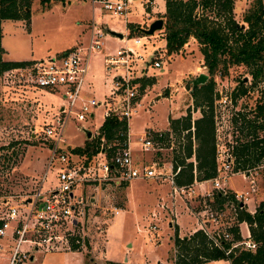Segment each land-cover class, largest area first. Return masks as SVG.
<instances>
[{
  "label": "rangeland",
  "instance_id": "1",
  "mask_svg": "<svg viewBox=\"0 0 264 264\" xmlns=\"http://www.w3.org/2000/svg\"><path fill=\"white\" fill-rule=\"evenodd\" d=\"M254 1L234 0L233 17L243 29L247 28L243 17ZM25 12L29 14L27 20L1 22V43L6 51V56L2 55L3 61L47 62L78 43L86 44L92 22L96 24V30L104 32L103 48L91 55L85 86L80 94L84 99H94L98 103L108 98L110 80L114 75L107 76L104 59L124 48L123 41L110 32L125 36V39L130 40L128 46L133 48L136 37L145 38L140 46L143 59L139 67L146 69V79H151L153 85L143 89L140 98L147 96L128 120L130 148L136 163L183 161L184 165L191 162L196 165L194 154L186 158V148L189 135L193 152L197 149L193 123L201 118V110L207 109V104L202 100L206 90L202 86L197 87V98L191 94V81L199 74L208 77L205 84H209L211 79L213 81L215 159L216 150L226 151L235 165L233 152L236 148L256 138L264 139V118L257 114V107L264 105V76L254 81L250 69L245 65H230L224 76L219 72L211 76L204 67L200 46L193 38L178 53L168 55L164 25L161 31H156L152 36L142 32L127 36L129 31L127 34L125 32L129 24L143 31L157 19L165 23V0H132L126 19L96 9L92 20L89 0H30ZM25 12L22 10L21 16ZM197 13L200 15L201 10H197ZM125 22L129 24L126 26ZM156 57L162 61L161 67L148 68V64ZM242 90L246 92L239 96ZM156 95L161 99L155 100ZM62 101L61 89H33L27 84H19L15 78H6L3 74L0 76V196L9 197L12 201L26 197L39 187L45 172L44 191L58 185L60 165L54 162L47 170L51 152L43 128L46 122L58 115ZM104 111V107L94 108L93 117L84 122L76 121L75 117L69 119L63 129L65 142L61 147L69 152L93 144L98 135L87 140L85 131L91 134L96 131L103 122ZM188 115L191 120L190 132L171 130V120ZM144 132H149L154 140V150L149 152L141 150L139 139ZM87 159V156H81L78 158L79 164L97 160L94 157L89 161ZM249 170L256 188H259L258 195H255V204L259 206L264 202V160ZM245 172H237L229 179L227 186L231 190L228 189V194L233 192L234 195L235 191L249 188V181L242 176ZM200 183L194 180L190 189L195 192L185 189L175 199L170 197L171 187L166 182L131 181L119 186L112 181L87 184L79 189L86 202L85 213L79 217V225L74 230V234L79 236V245L73 244L75 247H71L70 251L61 252L29 250L28 259L21 264H108L107 261L120 264H176L179 250L174 242L176 227L169 226L173 223L170 208L178 203L182 206L181 211L186 207L189 211L195 210L201 200L198 196ZM201 191H212L211 184H202ZM213 192L215 195L216 192ZM251 200L246 204L249 209L254 208V201ZM162 204L164 209L159 208ZM213 206L216 208V204L213 203ZM113 207L122 209L120 215L112 217L110 211ZM244 210L247 211L245 206ZM221 211L223 215L219 233L236 225L239 213L236 205L229 200ZM153 212H156L157 222L151 220ZM177 223L183 237L196 227L194 218L187 212L181 214ZM150 225H156L157 229H149ZM243 234H246L245 228ZM26 250L28 248L24 245L22 251ZM1 256L0 253V264H8V259H1ZM206 264L229 263L222 260Z\"/></svg>",
  "mask_w": 264,
  "mask_h": 264
},
{
  "label": "built area",
  "instance_id": "2",
  "mask_svg": "<svg viewBox=\"0 0 264 264\" xmlns=\"http://www.w3.org/2000/svg\"><path fill=\"white\" fill-rule=\"evenodd\" d=\"M89 1L93 10L100 9L125 18L132 2V0ZM95 26L96 24L92 22L90 37L86 44H78L47 62L33 61L3 73L6 78H15L19 84H27L33 89L49 91L61 89L63 95L58 115L46 122L43 128V134L45 140L49 142L51 152L46 164L47 170L54 162L60 165L57 174L58 185L44 191L45 172L39 187L26 197L12 201L9 197L0 196V253L1 259H8V264H21L28 259L29 250L36 252L43 250L45 253H51L70 251L71 247L79 245V236L74 234V230L79 225L78 219L84 215L86 207L85 198L79 189L87 184L112 181L119 186L121 183L131 181L153 180L157 183H168L171 187L170 197L173 199L180 197L185 189H189L191 193L195 192L190 189V185L182 187L176 185L175 177L181 168L179 166L175 168L172 162L137 164L132 157L128 132L125 143L110 158L106 157L104 148L101 146V152L94 157L97 159L94 163H91L92 160L88 164H79L78 156L61 147L65 142L63 129L67 121L75 117L76 121L84 122L89 117H93L94 108L104 107V118L114 116L128 123L142 98H140L143 91L142 80L148 78L146 69L139 67L143 59L140 46L145 38L136 37L133 40L135 46L133 48L128 46L130 40L122 36L120 39L124 43V48L104 59L107 76L114 74L110 80L108 98L103 103H98L94 99H84L80 94L90 68L89 61L93 53L103 48L105 36L104 32L101 29L96 30ZM161 63L160 58L156 57L148 64V68H160ZM139 141L142 152L154 150V140L149 132H144ZM231 158L226 151L216 150V175L213 179L199 184L209 182L212 191H201L200 188L199 206L190 211L198 225L197 230L204 232L213 240L215 247L220 249L218 230L223 214L221 210L213 206V191L222 195L228 194V181L232 176L237 175L233 171L234 163ZM242 176L249 181V188L245 192L234 193V199L239 203L245 202L250 195L257 192L250 170ZM159 208L164 209V205L162 204ZM110 213L112 217H116L120 209L113 207ZM151 218L158 221L156 212L151 214ZM149 229L155 231L157 226L150 225ZM222 236L225 240L231 239L225 231ZM24 245L28 250L23 252ZM237 247L244 250L255 249L249 235L241 242L232 245V248ZM4 254H10V256H4Z\"/></svg>",
  "mask_w": 264,
  "mask_h": 264
},
{
  "label": "trees",
  "instance_id": "3",
  "mask_svg": "<svg viewBox=\"0 0 264 264\" xmlns=\"http://www.w3.org/2000/svg\"><path fill=\"white\" fill-rule=\"evenodd\" d=\"M46 1V0H41ZM30 6V0H0V25L2 21L27 20L25 12ZM234 0H165L164 39L168 55L178 53L184 45L193 38L197 41L200 53L203 56L204 67L211 76L218 72L221 76L226 74L230 65H245L250 69L254 81L264 76V0H255L245 13L243 22L247 28L243 29L233 17ZM24 16H21V11ZM197 10H201L198 15ZM129 36L142 32L136 26L128 25ZM2 30L0 26V76L9 69L28 65L27 62H7L2 60L4 54L1 46ZM153 82L142 80V90ZM206 90L203 102L207 109H202V116L193 123L194 137L197 140V149L193 152L191 138L186 148V158L195 155L196 165L183 161L174 163L179 166L180 172L175 177L177 186L191 185L194 180L208 181L216 175V161L214 152V120H213V81L200 85ZM246 91L242 90L239 96ZM191 94L197 98L198 89ZM198 104V102L196 103ZM198 108L201 106L198 104ZM258 115L264 118V105L258 106ZM170 128L174 132H190V116L171 120ZM127 123L118 117H109L99 128L98 137L93 144L69 150L71 154L87 156V161L101 152V146L107 158L119 149L126 141ZM116 143V144H115ZM114 144V147H113ZM234 172H245L258 166L264 160V139H254L251 143L236 148ZM87 163V162H86ZM195 170V172H194ZM232 201L239 213L237 224L246 223L250 232L254 250H244L240 247L232 248L234 243L241 242L238 225L225 230L231 236L225 240L220 233L219 243L221 249L215 247L214 242L204 232L197 230L190 237L174 239L178 255L176 264H206L214 261H228L230 264H264V202L251 214L235 201L234 195H214V204L222 210L227 201ZM108 264H120L108 262Z\"/></svg>",
  "mask_w": 264,
  "mask_h": 264
},
{
  "label": "crops",
  "instance_id": "4",
  "mask_svg": "<svg viewBox=\"0 0 264 264\" xmlns=\"http://www.w3.org/2000/svg\"><path fill=\"white\" fill-rule=\"evenodd\" d=\"M151 4H153V2L151 3ZM91 9H92V20H94V17H93V15L95 14V11H96V9L95 10H93V8L91 7ZM100 10V9H99ZM161 14V13H160ZM164 14V13H163ZM163 14H161V15H163ZM95 16V15H94ZM126 19V18H125ZM125 24H126V26L129 24V22H125ZM1 30H2V27H1ZM115 33V32H114ZM126 34L128 33V29H127V27H126V32H125ZM110 34H111V32H110ZM111 35H113V34H111ZM113 36H115V35H113ZM115 37H117V36H115ZM119 38V37H118ZM120 39V38H119ZM78 44H82V43H78ZM77 44V45H78ZM1 46H2V43H1ZM76 46V45H75ZM75 46H73V47H75ZM73 47H71V48H73ZM3 48V47H2ZM3 51H4V54H3V56H6V51H5V49L3 48ZM7 61H10V62H28V61H14V60H9V59H7ZM30 62H33V60L32 61H30ZM90 62V61H89ZM111 83V82H110ZM111 85V84H110ZM153 85V84H152ZM148 87V86H147ZM145 89V88H144ZM147 96V94L146 95H143L142 96V98H141V100H140V102H139V105H140V103H141V101H142V99L143 98H145ZM157 97H155V100H159V99H161V97H159L158 95H156ZM138 105V106H139ZM104 115V114H103ZM106 118H104L103 119V122H104V120H105ZM102 122V123H103ZM102 123L99 125V127L96 129V131L94 132V133H92L91 134V139L95 136V135H98V132H99V128L101 127V125H102ZM127 132H128V141H129V144H130V146H131V142H130V140H129V128H128V123H127ZM131 149V148H130ZM140 163H142V162H140V161H137V164H140ZM229 182V181H228ZM206 183H209V182H205V184ZM196 184H198V183H196ZM204 184V183H203ZM199 186H200V188H201V185H198V188H199ZM257 186V185H256ZM202 188H204V187H202ZM258 188V187H257ZM227 189H230V188H228V186H227ZM259 189V188H258ZM231 190V189H230ZM246 190H244V191H235V192H237V193H241V192H245ZM234 192V193H235ZM258 192V191H257ZM255 193V194H252V195H250L249 196V198L245 201V202H243V205L245 206V208H247V212H249V213H251V214H253L254 212H255V210H256V207L258 206V205H256L255 204V195H258V193ZM233 193V192H232ZM251 199H253V201H254V208H252V209H249L248 207H247V203H249L250 201H252ZM171 202V201H170ZM170 205V204H169ZM181 209H182V206H180V204H175V206H174V208H170V212H171V216H173V223H171V224H169V226L170 227H172L173 225L176 227V232H177V235H178V237L179 238H187V237H189L190 235H192L193 233H195L196 231H197V229H198V225H197V223H196V220H195V218L192 216V214L190 213V211H189V209L186 207V208H184L185 210H183V211H181ZM122 212V209H120V213ZM181 212V213H180ZM186 212H187V214L188 215H190V216H192V218H194V220H195V225H196V227H195V229H193L192 231H190L185 237H183L184 235L183 234H181L180 233V227H179V225H178V223H177V220L181 217V214H186ZM120 213H119V215H120ZM138 225H139V223H138ZM238 225V228H239V231H240V235H241V239L242 240H244V239H246L247 237H248V235L250 236V232H249V229H248V225L246 224V223H240V224H237ZM139 228H141L142 229V227L141 226H139ZM243 228H245V230H246V234H243ZM140 229V230H141ZM139 230V231H140ZM93 259H90V261L91 262H93L92 261ZM107 262H110V261H107ZM226 262H228V261H226ZM114 263H118V262H114ZM229 263V262H228ZM230 264V263H229Z\"/></svg>",
  "mask_w": 264,
  "mask_h": 264
},
{
  "label": "water",
  "instance_id": "5",
  "mask_svg": "<svg viewBox=\"0 0 264 264\" xmlns=\"http://www.w3.org/2000/svg\"><path fill=\"white\" fill-rule=\"evenodd\" d=\"M163 25H164V22L162 19H157L155 21H153L148 29L146 30H143V33L146 35V36H152L156 31H161L162 28H163ZM111 34L119 37V38H122V35L121 34H117V33H114V32H111ZM208 80V77L204 74H199L197 77H195L191 83H192V90L191 92L196 89L198 86L200 85H203L207 82ZM85 135H86V139L89 140L91 138V132L89 131H85ZM240 206L242 207L243 204L240 203ZM186 238V237H185Z\"/></svg>",
  "mask_w": 264,
  "mask_h": 264
}]
</instances>
